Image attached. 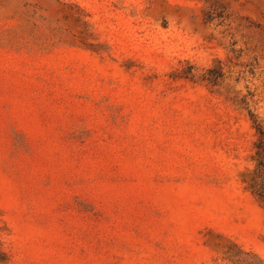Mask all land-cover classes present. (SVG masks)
Returning a JSON list of instances; mask_svg holds the SVG:
<instances>
[{"label":"rangeland","instance_id":"rangeland-1","mask_svg":"<svg viewBox=\"0 0 264 264\" xmlns=\"http://www.w3.org/2000/svg\"><path fill=\"white\" fill-rule=\"evenodd\" d=\"M0 264H264V0H0Z\"/></svg>","mask_w":264,"mask_h":264}]
</instances>
